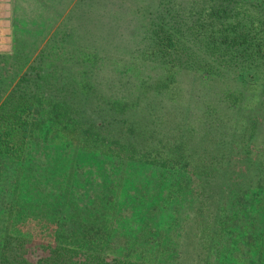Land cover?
<instances>
[{"label": "trees", "instance_id": "trees-1", "mask_svg": "<svg viewBox=\"0 0 264 264\" xmlns=\"http://www.w3.org/2000/svg\"><path fill=\"white\" fill-rule=\"evenodd\" d=\"M146 1L0 54V264H264V0Z\"/></svg>", "mask_w": 264, "mask_h": 264}, {"label": "rangeland", "instance_id": "rangeland-1", "mask_svg": "<svg viewBox=\"0 0 264 264\" xmlns=\"http://www.w3.org/2000/svg\"><path fill=\"white\" fill-rule=\"evenodd\" d=\"M128 1L147 9L146 0ZM152 3L154 2L151 1L150 4ZM3 9H5L4 15L0 14V54H7L17 66H21L25 62L26 67L23 72L27 70L31 62L34 63L41 49L49 40V45L63 48L62 56H67L72 52L76 55L78 51L84 52L85 50L87 62L83 63L81 59L79 64V66L83 64L82 67L85 68L95 59L96 50L89 45L92 43L91 38L93 36L102 38L101 34L103 37L106 36L105 30L110 27L113 30L111 34H114L116 31L113 28L118 27L120 21L114 14L117 13V8L112 3H107V0H7ZM129 20V18L124 19L125 22ZM136 21L129 23L131 29L141 28V19L139 21L136 18ZM79 38L82 40L75 49L72 42ZM29 41L31 46L26 48ZM67 41L70 49L65 46ZM32 43H35L33 49ZM25 51L28 54L24 55ZM30 52L34 53L28 60ZM73 60L72 57L71 61ZM49 64L47 63L45 66ZM110 66L107 65V67ZM106 69L109 70V68ZM0 193L1 195L5 194L4 191H0ZM11 193L12 190H9L6 195ZM122 196L124 197V192ZM1 210L0 208V214H2ZM140 212L141 207H136L135 211L131 213L134 215L127 219L131 226L138 222ZM6 213L7 210L3 214Z\"/></svg>", "mask_w": 264, "mask_h": 264}, {"label": "crops", "instance_id": "crops-1", "mask_svg": "<svg viewBox=\"0 0 264 264\" xmlns=\"http://www.w3.org/2000/svg\"><path fill=\"white\" fill-rule=\"evenodd\" d=\"M6 1L7 0H0V14L1 15H4V13H5V9H3V6L5 7V4H6ZM10 1V0H9Z\"/></svg>", "mask_w": 264, "mask_h": 264}]
</instances>
